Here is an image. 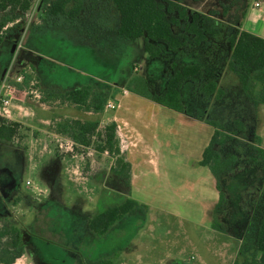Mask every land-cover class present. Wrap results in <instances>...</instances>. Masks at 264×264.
I'll list each match as a JSON object with an SVG mask.
<instances>
[{
  "label": "rangeland",
  "instance_id": "374dc122",
  "mask_svg": "<svg viewBox=\"0 0 264 264\" xmlns=\"http://www.w3.org/2000/svg\"><path fill=\"white\" fill-rule=\"evenodd\" d=\"M93 1L87 0L84 10V15L90 21L95 22L99 18L98 13L100 16L112 15L107 4L95 5ZM255 1L229 0L221 9L227 7V11L233 4L232 16L243 18V10ZM49 5L50 2L36 0L34 7L22 18L8 24L10 33L0 47V73L3 74L5 66L10 64L6 69L10 81H15L14 77L19 73L29 74L32 78L24 88L18 87L14 99L18 98L17 103L23 104L26 111L23 112L24 120L6 117L20 124L18 134L12 140L13 171L18 174L19 168L23 167L21 156H25L28 168L22 175L19 193L28 198L27 195L35 192L28 187L52 189L55 179L68 194L62 198L64 204L59 200H50L39 207L42 203L40 199L46 193H36L35 196L40 198V202L36 200L39 209L35 211L36 207L24 201L28 209L26 217L17 209L12 216L7 214L0 217V227L15 224L32 230V249L29 253L40 264H98L102 258H110L114 264H233L237 258L243 260L250 257L256 251V236L264 216V158L258 151L259 146L264 148V103L257 105L254 99L244 94L235 74L238 84L232 80L226 81L227 86L221 87L218 96L206 104L200 103L201 108L196 104L193 107L207 120L218 119L221 138L225 139L223 144L217 146L219 154L224 160H235L232 168L219 176L226 199L212 215L213 222L215 216L220 221L223 231L209 223L185 221L162 210L148 215L147 204L148 208L142 207L121 220L117 226L120 228L113 232L97 236L90 230L89 216L124 201L130 187L125 184V179L124 186H118L110 168L116 158L108 152L97 150L96 138L90 146H86L55 128L66 119H98L102 122L100 128L104 129L112 122L108 117L115 109L105 110L104 114L80 109L61 100L62 92L43 88L39 76L66 89L89 84L110 90L114 95L115 90L122 87L115 82L121 83L132 72L133 75H149L158 84L156 89L160 90L170 74L171 59L167 55L160 56L157 60L160 62L148 67L144 38L138 39L136 45L129 42L127 47L123 46L115 59L110 54L103 55L95 48L78 44L67 33L49 26L55 22L65 25L70 22L69 18L53 20L54 17L47 13ZM8 16L9 11L0 12V21ZM213 50L214 57L220 61L230 52L226 44L217 45L216 42ZM186 59L190 60L191 57ZM36 88L41 90L42 97L34 95L32 89ZM190 89L191 84L183 88L185 101L197 103L192 99ZM52 93L55 95L52 96ZM41 118H51L49 123L46 121L48 128L37 129L38 123H43ZM72 153L79 154L80 159L70 160L68 155ZM66 155L68 160L60 167L64 170L61 174L53 160ZM28 180L31 184L27 183ZM14 199L17 201L18 198ZM65 206L71 208L70 213L63 210ZM27 222H33L30 228ZM8 237L0 236V248L12 243ZM125 243L127 256L114 255ZM181 246L178 254V247ZM134 250L138 251L137 258L129 257V251L133 253ZM28 256L15 263L36 264Z\"/></svg>",
  "mask_w": 264,
  "mask_h": 264
},
{
  "label": "trees",
  "instance_id": "16d2710c",
  "mask_svg": "<svg viewBox=\"0 0 264 264\" xmlns=\"http://www.w3.org/2000/svg\"><path fill=\"white\" fill-rule=\"evenodd\" d=\"M41 1L50 2L47 13L56 21L62 18H69V21L75 19L82 12L84 13L87 6V0ZM35 2L36 0H0V12H10V16L2 17L0 21V47L10 33L8 24L22 18L23 14L34 7ZM94 2L95 5L100 6L107 4L110 12L115 10L119 15V37L131 41L143 37L144 49L149 59L163 55L171 59L170 74L162 91H158L155 84L141 74L135 75L128 81L127 90L173 110L186 112L187 104L183 88L187 82H191L192 99L201 104L210 102L221 90L218 87V78L210 77L205 66L195 60L212 55L216 42L217 45L226 44L230 51L229 55L226 54L225 58H221V61L217 60L222 64L228 61L229 69L238 76L243 91L252 100L254 99L255 104L264 103V37L224 24L218 20L217 10L209 13L190 11L184 0H95ZM71 3L73 5L69 7ZM226 9L227 7L224 8V12ZM97 15L100 16L99 13ZM162 45H165L170 52H166ZM186 57L191 59L186 60ZM25 75L26 79L23 83H16L19 88L27 86L32 79L29 74ZM257 90L259 91L256 92ZM53 93L52 96L55 95ZM111 99H114L112 91L89 84L68 89L61 94V100L98 114L105 111ZM208 122L214 126L215 132L204 150L200 163L208 166L217 178L220 199L215 207L214 213H216L217 208L226 199L219 176L228 172L235 160L221 158L217 149L218 145L225 142V139L221 138V124L218 119H208ZM100 125L101 121L98 119H66L55 130L86 146H90L96 138L98 140L96 149L100 152H108L116 158L111 170L122 180L125 179V184L130 187L132 165L122 152L117 123L112 121L104 129H101ZM19 127L18 122L0 115V140L12 141L18 134ZM258 151L264 158V148L259 146ZM142 207L148 208L146 204L130 195L123 202L94 214L89 220L90 229L97 236H104L118 222ZM213 227L223 231L216 216ZM0 236H9L12 241L9 245L0 248V264L15 263L25 254L22 228L15 224H3L0 227ZM255 246L256 251L250 257L243 260L237 258L233 264H264V216L260 222ZM98 264H114V261L110 258H102Z\"/></svg>",
  "mask_w": 264,
  "mask_h": 264
},
{
  "label": "crops",
  "instance_id": "0c3cea01",
  "mask_svg": "<svg viewBox=\"0 0 264 264\" xmlns=\"http://www.w3.org/2000/svg\"><path fill=\"white\" fill-rule=\"evenodd\" d=\"M227 1L229 0H184V3L190 11L209 13L212 10H217L219 12L217 18L224 24L264 37V0H260L262 2L261 7H255L256 0L248 9H242L243 18L232 16L233 4L232 8L231 6L230 8L228 7L226 13L221 9L222 5L225 2L227 3ZM111 11L112 15L110 13L103 14L95 22L90 21L88 16L82 12L75 19H71L67 25L53 24L50 26H53L51 28L58 29V31L67 33L78 44L95 48L103 55L107 54L109 56L110 54L111 58L115 59L118 57L117 53H119L123 46L127 47L129 42L136 45L138 39L131 41L119 37V15L115 10ZM24 46H26L25 43ZM162 47L166 52H170L165 45H162ZM214 54L203 56L195 61L205 66L207 74L210 77L217 76L219 88L226 87V81L232 80L237 83L238 76L229 69L228 61L222 64L214 57ZM158 59L159 57L154 59L148 58V67L151 64L160 62L157 61ZM9 65L5 66L3 74L0 73V79L6 75V69ZM135 75L129 72V75L121 83L115 82L117 85L121 84L122 87L115 90L114 99L117 102V107L114 108L115 110L111 114V117H108L110 121H116L122 152L132 165L131 186L127 197L131 195L140 202L147 204L149 206L148 215L156 210H162L185 221H192L196 224L204 223L205 225L209 223L212 226V215L219 202L220 191L217 187L215 175L208 166L202 165L200 161L203 158L205 148L209 145L215 132L214 126L193 109L195 104L201 108V104L198 102L195 103L193 100H187L186 112H179L127 90L126 85L128 81ZM141 75L147 77L155 86L158 85L155 79L149 77V75ZM39 77L43 88H53L57 92L60 91L62 93L68 90L53 83L51 80L44 79L41 75ZM187 84L192 83L187 82L185 85ZM165 85L166 83L158 91H162ZM17 102H19L18 98L13 101L10 117L23 121L25 116L23 112L26 111H24L23 104ZM19 108L23 109L20 110ZM105 110L108 111V109ZM50 119L41 118L43 123L39 122L37 129L48 128L46 124L50 122ZM12 144V141L0 140V217L7 216V214L12 216L14 215L13 212H16L17 209H20L23 216L26 217L28 209L24 206V201L27 202V205L36 207L35 211L39 209L36 205V200L38 202L42 200L39 207L40 205H46L50 200H59L63 203L62 198L67 197L68 193L65 194L64 190L61 189V184L55 179L52 182L54 183L52 189L46 188L40 190L39 186H34L35 188L27 186L28 189L35 191L27 195L28 198L19 193L22 175L24 172L26 173L28 168L26 169L25 156H21L23 167L19 168L18 174H15L13 171ZM68 157L70 160L80 159L79 154L76 153H72ZM65 160H68L67 155L57 156L53 162L60 168ZM58 171L61 174L64 172L62 168L58 169ZM114 176L116 177V180H114L118 183V186L123 187V180L116 175ZM58 178H60V175ZM36 193L38 195L40 193L46 194L44 198L40 199L35 196ZM69 193L72 194V192ZM108 193L110 194L111 192L108 191ZM72 196L74 195L72 194ZM114 196L116 195L114 194ZM15 197L18 198L17 201H15ZM63 210L69 212L71 208L65 206ZM30 214H32L31 210ZM92 216L93 213L89 218ZM32 223L30 222L27 227L30 228ZM118 224L119 222L109 232L120 228L117 227ZM31 231L23 228L25 254L17 260H23L28 255V257L33 258L29 253V250L31 251L32 249L31 241L33 236L31 235ZM134 245L136 246L137 244ZM182 246L178 247V254ZM195 248L197 249L196 246ZM126 250L125 243L124 247L118 250L119 254L116 253L114 255H123L125 257L127 256ZM137 252L136 250L133 253L129 251V257L135 256L137 258ZM33 260L36 261V264H40L39 260H35L34 258ZM29 264H33V262H29Z\"/></svg>",
  "mask_w": 264,
  "mask_h": 264
},
{
  "label": "built area",
  "instance_id": "2783aa9c",
  "mask_svg": "<svg viewBox=\"0 0 264 264\" xmlns=\"http://www.w3.org/2000/svg\"><path fill=\"white\" fill-rule=\"evenodd\" d=\"M262 2L256 1L255 7H261ZM26 77L25 74L22 73L16 74L14 77L15 81H10L8 77L5 75L0 79V115L4 117H10L11 116V106L13 104V101L16 97V93L18 90V86L16 83H23L25 81ZM35 85V84H34ZM32 92L36 97H42L41 90L32 89ZM117 107V103L115 100L111 99L106 106V109H114ZM28 184H31V181H27Z\"/></svg>",
  "mask_w": 264,
  "mask_h": 264
}]
</instances>
